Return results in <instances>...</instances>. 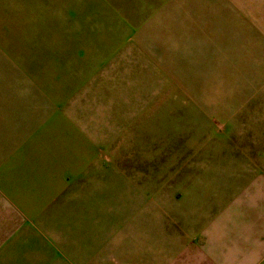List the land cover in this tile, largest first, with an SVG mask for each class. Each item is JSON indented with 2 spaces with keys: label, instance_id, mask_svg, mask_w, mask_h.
Masks as SVG:
<instances>
[{
  "label": "rangeland",
  "instance_id": "rangeland-1",
  "mask_svg": "<svg viewBox=\"0 0 264 264\" xmlns=\"http://www.w3.org/2000/svg\"><path fill=\"white\" fill-rule=\"evenodd\" d=\"M14 258L264 264V0H0Z\"/></svg>",
  "mask_w": 264,
  "mask_h": 264
},
{
  "label": "crops",
  "instance_id": "crops-1",
  "mask_svg": "<svg viewBox=\"0 0 264 264\" xmlns=\"http://www.w3.org/2000/svg\"><path fill=\"white\" fill-rule=\"evenodd\" d=\"M21 257H18L17 259L19 260ZM23 261V260H22ZM8 263L9 264H16V263H18V264H20L19 263V261L17 262V260L14 258L13 260H8Z\"/></svg>",
  "mask_w": 264,
  "mask_h": 264
}]
</instances>
